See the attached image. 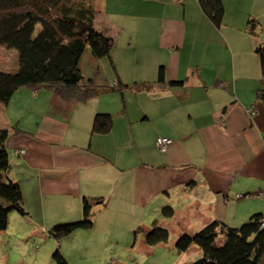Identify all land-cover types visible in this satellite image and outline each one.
Masks as SVG:
<instances>
[{
    "label": "crops",
    "instance_id": "crops-1",
    "mask_svg": "<svg viewBox=\"0 0 264 264\" xmlns=\"http://www.w3.org/2000/svg\"><path fill=\"white\" fill-rule=\"evenodd\" d=\"M222 2L225 17L216 28L197 0H134L129 10L114 0V14L130 12L119 22L90 0L95 28L116 45L110 59L91 57L97 79L83 72V58L80 68L105 90L80 102L45 87L22 88L0 104V129L10 134L9 177L21 186L30 216L11 214L6 234L13 224L40 235L78 221L85 197L106 202L95 207L91 231L73 234L88 246L114 238L117 225L129 235L140 209V223L153 209L154 225L176 239L213 221L239 227L264 215V76L256 53L264 48V0ZM99 114L113 117L108 134L92 131ZM159 138L174 142L165 153ZM166 206L174 209L171 219L161 214ZM138 243L144 240L129 246Z\"/></svg>",
    "mask_w": 264,
    "mask_h": 264
},
{
    "label": "trees",
    "instance_id": "trees-1",
    "mask_svg": "<svg viewBox=\"0 0 264 264\" xmlns=\"http://www.w3.org/2000/svg\"><path fill=\"white\" fill-rule=\"evenodd\" d=\"M197 1L205 17L220 28L225 17L222 0ZM95 15L90 0H0V45L17 53L15 69L11 73L0 72V104L8 105L22 88L45 87L64 100L80 102H87L103 92L105 88L85 80L80 68L88 48L92 58L103 60L111 58L116 45L113 39L95 28ZM38 26L41 29L35 35ZM249 33L255 34L253 23ZM256 53L264 76V48L258 45ZM164 77L162 67L158 82H164ZM260 99L264 102V94ZM112 127L113 117L99 114L92 131L108 134ZM9 135L8 130L0 129V235L7 231L11 214L30 217L24 207L21 186L9 177L12 169L6 147ZM15 153L16 157L21 155ZM105 205L102 198L85 197L82 219L55 224L49 230V237L57 242L52 254L54 264H70L61 251L62 241L78 231H90L94 226L95 207ZM161 214L171 219L174 209L166 206ZM141 230L147 247H159L171 239L166 227L155 224L153 228L141 227ZM174 246L180 254L196 248L201 259L188 264H264V215L254 214L239 227L213 221L196 233H181Z\"/></svg>",
    "mask_w": 264,
    "mask_h": 264
},
{
    "label": "rangeland",
    "instance_id": "rangeland-1",
    "mask_svg": "<svg viewBox=\"0 0 264 264\" xmlns=\"http://www.w3.org/2000/svg\"><path fill=\"white\" fill-rule=\"evenodd\" d=\"M113 1L114 0H107L105 2V0H95V4L96 7L102 6L101 11L103 14L107 10L106 16L110 15L111 18L118 22L123 17L128 18L129 11H122V13L118 12V15L114 14ZM117 2L121 4L122 10H129L130 8H125V6H130V3L132 4L134 0H117ZM121 15L124 16L122 17ZM40 29V26H38L35 35L40 32ZM128 35L129 34L126 32L123 38H128ZM90 60L91 53L88 48L82 60L83 72L94 80L98 78L97 75L99 71L93 68ZM102 62H106V60ZM16 63V51L0 45V72L11 73L13 69H15ZM106 65H108V63ZM108 70L114 74L111 68ZM88 79L89 78H87V80ZM107 83L109 86L112 82L107 81ZM99 86L101 87V84ZM129 210L132 211L131 208H129ZM133 210L135 211V209ZM140 212L142 215L145 214V210L140 209ZM142 215H139L134 222L133 220L129 222L133 224V226L137 225L136 228L132 227L129 235L126 234L123 227L117 225L114 231L115 237L109 238L103 241L104 244L97 246H88L84 239L80 237L75 238L76 236L74 235L71 237L72 239L62 241L61 251L70 264H185L190 262L194 263L201 259V255L198 253L196 255L194 251H189L181 257V254L175 247L171 249L173 241L176 243V238L174 236L169 239L167 244L160 247L145 248V244L141 246V243H138L136 248L130 247L129 244L134 245L136 239L144 240L142 230L140 231L141 227L153 228L154 221L159 218L158 214L153 212V209H149L148 213H146V218L149 222H141V224L140 220L143 218ZM17 216L19 215L17 214ZM143 219H145V217ZM12 226L13 229L11 228L9 230L12 231L11 233L7 232L6 234L5 232L0 235V237L3 238L0 239V264H54L52 261V254L57 248V242L49 237V232L43 233L39 231L40 235L38 232L34 234L28 233L30 234L28 235L27 232L30 229L29 224L26 223L24 230L20 225L13 224ZM158 227H162V225H158ZM135 237L137 238L135 239Z\"/></svg>",
    "mask_w": 264,
    "mask_h": 264
},
{
    "label": "built area",
    "instance_id": "built-area-1",
    "mask_svg": "<svg viewBox=\"0 0 264 264\" xmlns=\"http://www.w3.org/2000/svg\"><path fill=\"white\" fill-rule=\"evenodd\" d=\"M111 87H115L114 85H112ZM251 113V115H254V110L252 109L251 111H249ZM173 141L171 139L168 138H159L157 141V148L161 151V152H167L168 148L172 145ZM24 152H16L15 154H23ZM240 198H242V196H240Z\"/></svg>",
    "mask_w": 264,
    "mask_h": 264
}]
</instances>
